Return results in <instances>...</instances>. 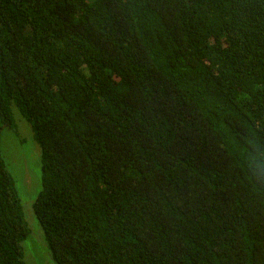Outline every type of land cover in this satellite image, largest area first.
I'll return each instance as SVG.
<instances>
[{
    "label": "trees",
    "instance_id": "trees-1",
    "mask_svg": "<svg viewBox=\"0 0 264 264\" xmlns=\"http://www.w3.org/2000/svg\"><path fill=\"white\" fill-rule=\"evenodd\" d=\"M13 105L57 264H264V0H0ZM30 234L0 152V264Z\"/></svg>",
    "mask_w": 264,
    "mask_h": 264
},
{
    "label": "rangeland",
    "instance_id": "rangeland-1",
    "mask_svg": "<svg viewBox=\"0 0 264 264\" xmlns=\"http://www.w3.org/2000/svg\"><path fill=\"white\" fill-rule=\"evenodd\" d=\"M12 110L16 131L8 128L2 130L0 152L16 182L26 221L31 230L30 236L23 243L26 264H57L34 211V203L42 190V150L35 141L30 123L15 105Z\"/></svg>",
    "mask_w": 264,
    "mask_h": 264
}]
</instances>
